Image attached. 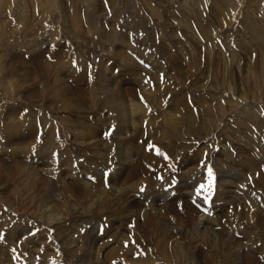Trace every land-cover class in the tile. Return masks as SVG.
Instances as JSON below:
<instances>
[{"label": "rangeland", "instance_id": "rangeland-1", "mask_svg": "<svg viewBox=\"0 0 264 264\" xmlns=\"http://www.w3.org/2000/svg\"><path fill=\"white\" fill-rule=\"evenodd\" d=\"M262 224L264 0H0V264H264Z\"/></svg>", "mask_w": 264, "mask_h": 264}, {"label": "bare ground", "instance_id": "bare-ground-1", "mask_svg": "<svg viewBox=\"0 0 264 264\" xmlns=\"http://www.w3.org/2000/svg\"><path fill=\"white\" fill-rule=\"evenodd\" d=\"M70 84H71V83H70ZM65 85H66V84H65ZM146 106H147V105H146ZM123 107H124V105H123ZM120 109H121V108H120ZM122 110H123V108H122ZM120 112H121V111H120ZM126 114H127V113H126ZM123 115H124V113H123ZM128 116H129V114H128ZM126 119H127V117H126V116H123V120H124L123 122H125ZM169 119H170V118H169ZM48 170H49L48 172L51 171L50 168H48ZM42 171H44V170H42ZM48 172H47V173H48ZM39 174H40V172H39ZM40 175H41V174H40ZM47 182H48V181H47ZM47 182L44 183V188H47V187H48V183H49V182H48V183H47ZM62 183H63V182H62ZM71 183H72V181H71ZM68 184H69V183H68ZM72 184H73V183H72ZM72 187H76V186H74V185L69 186V189L72 188ZM49 188H50V187H49ZM75 189H76V188H75ZM75 189H74V190H75ZM52 190H53V189H52ZM46 191H47V190H46ZM66 191H67V189H64V192H65V193H66ZM70 193H72V192L70 191ZM89 193H90V192H89ZM90 194H91V193H90ZM59 195H60V194H59ZM88 195H89V194L87 193L86 196H88ZM77 196H78V198H76V199H77V200H76V203H77V202H80V201H79V200H80V196H79V195H77ZM77 196H76V197H77ZM84 196H85V195H84ZM62 200H63V199H62ZM55 202H56V201H55ZM130 209H131V208H130ZM248 210H249V209H248ZM125 211H126V209H125ZM112 212H114V211H112ZM126 212H127V211H126ZM128 212H129V211H128ZM122 213H123V212H122ZM124 213H125V212H124ZM249 213H250V212H249ZM125 214H126V213H125ZM177 214H178V213H177ZM256 214H257V213H256ZM252 215H254V214H251V216H249V214H248V216H249L250 218L253 217ZM248 216H247V218H248ZM123 217H124V216H123ZM159 217H160V216H159ZM237 217H238V219H240L239 216H237ZM259 217H260V216H259ZM259 217H257V218H259ZM116 218H117V217H116ZM125 218H126V217H125ZM243 218H245V217H243ZM169 219H170V218H169ZM238 219H236V220H237L236 222H239L238 224L241 225L240 221H241L242 219H241L240 221H239ZM111 220H112V219H111ZM114 220H115V219H114ZM116 220H117V219H116ZM159 220H160V219H159ZM161 220H162V219H161ZM249 220H252V218L249 219ZM249 220H246V219H245L244 221L242 220L243 222H242V221H241V222L244 224V223H246L245 221H247V223H248ZM257 220H258V219H257ZM259 220H260V218H259ZM175 221H176V220H175ZM180 221H181V220H180ZM231 221H232V220H231ZM117 222H118V221H117ZM166 222H167V221H166ZM169 222H170V221H169ZM173 222H174V221H173ZM178 222H179V221H178ZM183 222H184V221H183ZM234 222H235V219H234L233 223H234ZM249 222H250V221H249ZM171 223H172V222H171ZM175 223H176V222H175ZM233 223L231 224V226L233 225ZM256 223H257V221H256ZM258 223H260V222H258ZM258 223H257V224H258ZM176 224H177V223H176ZM235 224H236V223H235ZM163 225H165V224H163ZM170 225H171V224H170ZM180 225H181V224H180ZM245 225H246V224H244L243 226H245ZM262 225H264V224H262ZM166 226H167V225H166ZM166 226H165V227H166ZM174 226H175V225H174ZM174 226H173V227H174ZM216 226H217V225H216ZM226 226H227V225H226ZM237 226H238V225H237ZM224 227H225V226H224ZM229 227H230V226H229ZM247 227H248V225H247ZM184 228H185V227H184ZM249 228H250V227H249ZM262 228L264 229L263 226H262ZM166 229H167V228H166ZM176 229H177V228H176ZM250 229H251V228H250ZM263 229H262V230H263ZM224 230H225V229H224ZM259 230H260V229H259ZM262 230H261V231H262ZM174 231H175V230H174ZM220 231H221V230H220ZM220 231H219V232H220ZM233 231H234V230H233ZM242 231H243V230H242ZM256 231H257V230H256ZM261 231H260V232H261ZM263 231H264V230H263ZM163 232H164V231H163ZM165 232H166V231H165ZM227 232H228V230H227ZM252 232H253V231H252ZM252 232H250V233H252ZM258 232H259V231H258ZM182 233H183V232H182ZM220 233H221V232H220ZM220 233H219V235L222 234V233H221V234H220ZM223 233H224V231H223ZM250 233H249V234H250ZM256 233H257V232H256ZM173 234H174V233H173ZM224 234H226V232H225ZM224 234H223V236H224ZM229 234H230V233H229ZM241 234H242V232H241ZM247 234H248V233H247ZM247 234H246V235H247ZM253 234H255V231H254ZM167 235H169V233H168ZM182 235H183V234H182ZM184 235H185V234H184ZM211 235H213V233H212V234L209 233L208 236L211 237ZM227 235H228V233H227ZM230 235H232V234H230ZM243 235H245V233H244ZM201 236H202V235H201ZM213 236H214V235H213ZM167 237H168V236H167ZM171 237H172V236H171ZM225 237H226V236H225ZM249 237H250V236H249ZM182 238H183V237H182ZM197 238H198V237H197ZM245 238H246V236H245ZM247 238H248V235H247ZM216 239H217V237H216ZM221 239L223 240V238H221ZM224 239H226V238H224ZM242 239H243V238H242ZM251 239H252V235H251ZM187 240H188V239H187ZM189 240H190V239H189ZM208 240H209V238L207 239V241H208ZM245 240L247 241V239H245ZM196 241H197V240H196ZM214 241H215V240H214ZM223 241H224V240H223ZM223 241H222V242H223ZM234 241H235V240H234ZM237 241H238V240H237ZM239 241H241V239H240ZM252 241H253V239H252ZM188 242H189V241H188ZM192 242H194V241H192ZM192 242H190V244H191ZM204 242H205V241H203V243H204ZM209 242H210V241H209ZM211 242H212V241H211ZM219 242H220V239H219ZM242 242H243V241H242ZM214 243H217V242H214ZM214 243L212 242L211 244H214ZM237 243H238V242H237ZM194 244H195V243H194ZM197 244H198V243H197ZM219 244H220V243H219ZM224 244H225V243H224ZM239 244H240V243H239ZM241 244H242V243H241ZM208 245H210V244H208ZM214 245H216V244H214ZM214 245H213V247H214ZM217 245H218V243H217ZM217 245H216V246H217ZM193 246H194V245H193ZM203 246H204V245H203ZM218 246H219V245H218ZM107 247H108V246H107ZM213 247H212V248H213ZM220 247H222V244H221ZM223 247H224V246H223ZM246 247H247V246H246ZM109 248H110V247H109ZM207 248H208V247H207ZM244 248H245V247H244ZM247 248H248V247H247ZM247 248H246V251H248ZM249 248H250V246H249ZM209 249H210V248H209ZM218 249H219V248H218ZM239 249H240V248H239ZM242 249H243V248H242ZM242 249H240V250H242ZM216 250H217V248H216ZM222 250H223V249H222ZM249 250H250V249H249ZM251 250H252V249H251ZM251 250H250V251H251ZM210 251H211V249H210ZM225 251H226V250H225ZM231 251H232V250H231ZM231 251H230V252H231ZM238 251H239V250H238ZM244 251H245V250H244ZM253 251H254V250H253ZM253 251H252V252H253ZM216 252H217V251H216ZM227 252H228V250H227ZM239 252H240V251H239ZM80 253H81V252H80ZM221 253H223V251H222ZM221 253H219V255H220ZM225 253H226V252H225ZM225 253H224V256H225ZM231 253H232V252H231ZM248 253H249V252H248ZM123 254H125V253H123ZM130 254H131V253H130ZM232 254H233V253H232ZM235 254H236V251H235ZM71 255H72V254H71ZM128 255H129V254H128ZM222 255H223V254H222ZM226 255H227V257L229 258V256H228L229 253L226 254ZM230 255H231V254H230ZM240 255H241V254H240ZM134 256H136V255H134ZM245 256H246V255H245ZM251 256H252V255H251ZM256 256H257V255H256ZM118 257H119V256H118ZM126 257H127V256H126ZM152 257H154V256H152ZM227 257H226V258H227ZM231 257H232V255H231ZM231 257H230V258H231ZM220 258H221V257H220ZM226 258H225L224 260H226ZM234 258H235V257H234ZM239 258H240V257H239ZM243 258H244V257H243ZM232 259H233V258H232ZM248 259H249V258H248ZM219 260H220V259H219ZM222 260H223V259H222ZM228 260L230 261L231 259H228ZM235 260H236V259H235ZM246 260H247V259H246ZM127 261H128V260H127ZM127 261H126V262H127ZM159 261H160V260H159ZM242 261H243V260H242ZM251 261H252V260H251ZM107 262H108V261H107ZM107 262H106V264H107ZM128 262H129V261H128ZM130 262H131V261H130ZM130 262H129V263H130ZM136 262H137V261H136ZM150 262H151V261H150ZM230 262H231V261H230ZM230 262H229V263H230ZM240 262H241V261H240ZM133 263H134V262H133ZM140 263H141V261L139 262V264H140ZM142 263L144 264V262H142ZM233 263H234V262H233ZM235 263H236V261H235ZM30 264H31V263H30ZM53 264H54V263H53ZM88 264H93V263L90 262V263H88ZM104 264H105V263H104ZM115 264H116V263H115ZM135 264H137V263H135ZM145 264H146V263H145ZM195 264H196V263H195ZM226 264H227V263H226ZM236 264H237V263H236ZM240 264H241V263H240ZM250 264H251V263H250Z\"/></svg>", "mask_w": 264, "mask_h": 264}, {"label": "snow or ice", "instance_id": "snow-or-ice-1", "mask_svg": "<svg viewBox=\"0 0 264 264\" xmlns=\"http://www.w3.org/2000/svg\"><path fill=\"white\" fill-rule=\"evenodd\" d=\"M208 171H209V177H211V169H209ZM158 178H159V177H158ZM205 187L211 189V180L209 181V184H208V185H200V189H203V188H205ZM200 189L197 190V195L200 194ZM140 191L143 192L144 189L141 188ZM210 194H211V193H210V191H209V196H210ZM208 198H209L208 196L205 197V202H207Z\"/></svg>", "mask_w": 264, "mask_h": 264}]
</instances>
